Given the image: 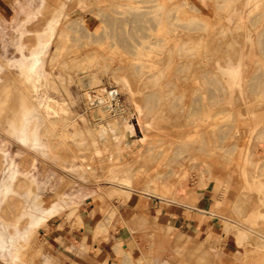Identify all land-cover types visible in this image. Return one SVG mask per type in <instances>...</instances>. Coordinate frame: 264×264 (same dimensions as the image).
<instances>
[{"label":"rangeland","instance_id":"1","mask_svg":"<svg viewBox=\"0 0 264 264\" xmlns=\"http://www.w3.org/2000/svg\"><path fill=\"white\" fill-rule=\"evenodd\" d=\"M45 1L30 22L42 0L0 19V185L18 172L0 220L15 223L36 194L64 204L19 243L16 264H59L46 235L77 228L81 208L99 234H134L129 264H264V0ZM63 3L49 79L29 92L9 67L21 32L43 30ZM21 91L44 153L10 131ZM162 209L188 225L159 224Z\"/></svg>","mask_w":264,"mask_h":264},{"label":"crops","instance_id":"2","mask_svg":"<svg viewBox=\"0 0 264 264\" xmlns=\"http://www.w3.org/2000/svg\"><path fill=\"white\" fill-rule=\"evenodd\" d=\"M16 4L17 0H0V19H5L8 12L10 10L13 11V7L16 6ZM64 6L65 3L52 8L50 18H48L46 27L43 30L32 32L26 28L25 32H21L22 43L20 42L18 48L20 52L19 60L9 67H13L17 70L21 77L22 85L29 92L32 89L33 82L35 83V87H38L41 85V81H44V76L49 79V75L44 66L51 38L49 29L50 27L54 28L55 25L60 22ZM46 7V1L42 0L41 9L34 13L33 16H27L25 22H30L34 17L38 18L42 14V10L46 9ZM30 33L33 34L35 39L31 47L24 42V38ZM29 59H32V61L29 62ZM25 96H29V94H25L24 91H21L18 111L29 109V103L27 107L25 106ZM15 119L16 116L12 119L11 123H13ZM24 121L27 122L24 125L30 129L32 123L31 116L24 118ZM9 196L10 195H8V198ZM54 205L58 206L59 209L52 216L56 215L61 207L64 206L63 203ZM203 212L206 213L207 211L203 210ZM176 214L175 211L162 209L158 215V223L171 226H178L179 224L181 228L188 225L186 220ZM58 215L59 214L56 216ZM79 218L80 222L77 228H75V222L73 223L74 226L68 223L61 229L59 225H56L54 230L46 235V239L58 248V250H55V253L60 259L59 264H129L123 261V258L125 260L129 254H133L134 258L135 255L137 257L139 244H137L134 234L127 226L117 225V229H109V234H99L97 232V221L92 217L91 210L89 211L88 208H81ZM3 223H5V221H3ZM8 223L9 222H7V224ZM2 260L6 263L16 264L19 258H17L16 261L10 262L4 259Z\"/></svg>","mask_w":264,"mask_h":264},{"label":"bare ground","instance_id":"3","mask_svg":"<svg viewBox=\"0 0 264 264\" xmlns=\"http://www.w3.org/2000/svg\"><path fill=\"white\" fill-rule=\"evenodd\" d=\"M47 80H48L47 77L44 76V81H41V85L43 82ZM122 81H124V85L126 87L129 85L127 80L124 79ZM32 88L33 89L37 88L35 87L34 82L32 84ZM28 99H29L28 96L24 97V101L26 102L25 106L27 107L28 106L27 104L29 103L30 105L29 109L24 110L21 114V117H18V115L16 116L15 121H13V123H11L10 125V131L21 143L27 145L28 147L32 149L34 148L40 151L41 153H44L43 148H42V142L40 138H38L34 132L33 126L35 124L36 118H34V122L31 123L32 125L30 129L24 125L27 123L24 121V118H28L29 116H32L35 112L36 113L38 112V106L33 102L34 99L31 98L30 102L27 101ZM49 102H52V101H49ZM52 104L48 106L52 107ZM53 108L54 106L52 107V109ZM127 129H129L130 131L132 129V125H129ZM120 135L121 134H119V137ZM102 138H104L103 135H102ZM17 175H18L17 168L16 167L13 168V166H11L10 174L7 176V179L5 180L6 184L3 183L0 185V208H1V204L3 203V201L8 197L9 194L13 192L14 190L13 184L17 178ZM30 183L31 184L36 183L35 176L31 177ZM31 200L32 201L28 203L24 211L21 213L19 219L15 223L7 224V223H3V221L0 220V258L1 259H4L8 262L16 261L18 258L19 243L26 241L29 235V232L32 231V229L38 227L40 224L45 222L59 209V207L55 205H50V206L44 205L43 206V201L40 199L39 194L34 195V197ZM26 217L29 218V223L24 229H20L21 221Z\"/></svg>","mask_w":264,"mask_h":264}]
</instances>
